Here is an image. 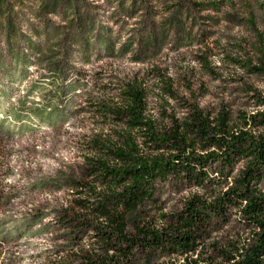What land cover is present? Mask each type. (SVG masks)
Wrapping results in <instances>:
<instances>
[{
	"label": "rangeland",
	"instance_id": "1",
	"mask_svg": "<svg viewBox=\"0 0 264 264\" xmlns=\"http://www.w3.org/2000/svg\"><path fill=\"white\" fill-rule=\"evenodd\" d=\"M263 47L264 0H0V264H70L69 233L54 218L81 174L84 136L119 127L96 117L100 105L135 84L159 124L191 106L224 108L236 122L264 110L252 99L264 76L247 72ZM194 193L203 195L157 184L128 232L171 224ZM239 230L232 217L203 238L223 243ZM178 259L156 251L135 261Z\"/></svg>",
	"mask_w": 264,
	"mask_h": 264
},
{
	"label": "trees",
	"instance_id": "2",
	"mask_svg": "<svg viewBox=\"0 0 264 264\" xmlns=\"http://www.w3.org/2000/svg\"><path fill=\"white\" fill-rule=\"evenodd\" d=\"M249 74L264 76V47ZM118 103L102 104L96 117L119 126L84 136L79 178L54 218L69 233L70 264H136L137 253L159 251L171 264H264V110L222 108L211 116L191 106L182 119L159 124L147 113L146 93L130 84ZM264 108V95L252 96ZM190 183L194 193L156 228L130 216L154 201L157 184ZM209 192V193H208ZM206 194V195H205ZM163 217V216H161ZM234 217L239 231L221 243L203 234Z\"/></svg>",
	"mask_w": 264,
	"mask_h": 264
}]
</instances>
